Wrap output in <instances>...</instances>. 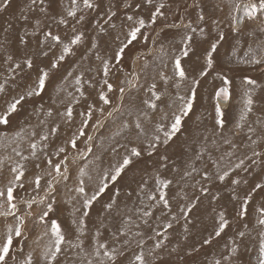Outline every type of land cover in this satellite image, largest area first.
Instances as JSON below:
<instances>
[{
  "label": "rangeland",
  "instance_id": "1",
  "mask_svg": "<svg viewBox=\"0 0 264 264\" xmlns=\"http://www.w3.org/2000/svg\"><path fill=\"white\" fill-rule=\"evenodd\" d=\"M95 2L99 3V9L89 10L83 9L82 0H78L80 7L76 18L67 16L71 0H45L43 5H40L39 0L36 5H30V0H11L7 10L0 12V83L8 81L7 94H0V113L6 107L5 101L22 90L16 85L30 84L35 79L36 66L45 67L59 56L62 48L60 45L52 49L47 57L40 54L42 48L46 51L47 44L51 43L45 42L43 46L38 44L44 39V32L52 31L53 34L60 35L64 43H68L73 37L74 28L77 33H83L84 37L80 44L72 46L73 52L51 71L46 92L41 97L27 100L10 117L7 126L0 125V161L3 162L0 165V188L8 185L13 175L10 171L13 166L24 165V187H17L15 192L14 202L18 205L16 215H25L29 211L32 213L25 216L23 235L15 238L8 264H23L29 253L33 256V264H45L42 251L49 236H44L43 233L49 229L52 220L61 225L69 240L75 243L79 237L90 250L92 238L102 218L107 231L104 228L100 230L105 237H110L111 232L119 226L121 217L114 220L115 213L109 215L103 207L109 201V196L120 189L119 199L123 208L124 193L136 189L142 179L147 181L144 192L141 193L145 203L141 204L135 197V204L131 201L128 203L133 207V213L129 215L140 224V228L133 227V231L139 230L146 234L144 250L147 255L155 243V239L149 240L147 236L155 237V233L138 219L140 213H136L135 208H145L153 203L145 193L158 195L154 176L159 153H165L169 157L168 168L159 169V173L163 178L173 180L169 189L165 190L170 198L171 212L164 210L162 213L159 208L153 209L154 215L148 219L149 224L162 233L165 231V223L171 222L172 227L167 229L168 239L164 241V247L157 250L156 257L149 259H155L157 264H215L216 260H220L221 264H259L262 239L260 233L264 228L257 221L260 216L258 209L264 206V187L257 188L256 185L264 186V63L248 61L253 54L258 59L264 57V32L260 31L264 28V19L250 20L245 17L239 30H235L236 10L240 4L248 3V0H153L152 5L146 4L145 0ZM125 3L130 6L125 7ZM160 3L165 5L162 9L164 14L158 16L153 24L150 15ZM137 4L140 5L139 8L136 7ZM41 7L46 11L41 12ZM109 11H114L116 15L105 24L106 13ZM23 15H27L28 19H22ZM81 15L85 16V20L78 23ZM128 15L133 16L134 20H145L146 26L141 31L148 39L145 41L141 38L134 42L126 50L121 63L116 64L112 59L113 53L119 42L124 40L129 25L134 23L127 21ZM200 15L204 16L203 21L199 20ZM62 18L67 20V24L59 23ZM36 20L41 22L38 29L35 27ZM9 24L11 28L4 32ZM112 24H115V28L111 27ZM189 24L191 28L186 27ZM99 26L107 31L100 32ZM193 28L196 29L195 32L192 31ZM33 32L36 35H32ZM220 33L224 35L223 40H218ZM186 35L192 39L188 41V56L185 57L183 38ZM117 36L119 41L116 40ZM20 37H24L26 43H20ZM93 43L96 44L95 48L91 46ZM212 43H217V51L213 53V67L206 69L205 57ZM9 55L13 57L12 61L7 60ZM97 56L101 59L98 60ZM27 57L34 59L33 69L26 66L15 69V64H23ZM175 58L181 59L182 66L187 69V79L180 82L179 88L175 87L179 80L173 71ZM103 60L110 62L107 77L102 71ZM204 69L207 70V75L200 76ZM68 72L73 75L67 76ZM160 73L172 79L165 83L161 80ZM76 76L82 77L81 85L75 83ZM220 76H226L231 81L230 99L226 106H221L224 120L222 128L216 123L215 112V93L222 86ZM245 77L254 79L256 84L245 85ZM105 79L113 85L112 92H107L103 83ZM193 79L199 80V84L195 85L197 95L192 111L184 118L181 131L167 146L161 145L158 153L151 158L145 153L134 160L115 185L108 181L109 190L90 209H83V198L75 191L80 180L83 179L86 193L90 196L100 183L102 174L118 164L131 147H147L145 141L152 136L156 123L161 122L160 112H153L142 103L151 96L148 91L151 84L155 83L157 91L162 93L164 103L160 104V108L170 115L179 104L176 94L187 96L193 86ZM128 81H132L135 87L129 85ZM120 88L125 89L123 101L120 99ZM101 90L110 98V104L105 105L99 100ZM246 90L250 91L254 103L252 112L242 121L240 115ZM69 103L73 109L70 121L62 115ZM168 103L172 104V108H167ZM89 105H92L93 115L84 127L85 135L79 136L82 121L87 119L81 114L89 111ZM48 108L53 110L51 117L46 115ZM99 109H103V113ZM108 112H112V116H108ZM137 117L146 135H138L134 123ZM169 122L163 121L165 124ZM125 123L128 127H124ZM57 126L55 134H51L50 129ZM249 128L255 131L250 132ZM21 130L23 138L16 135ZM32 132L38 135L33 137ZM40 134L48 135V140H40ZM73 136H79L78 147L75 149L68 143ZM89 136L92 137L91 140H88ZM160 136L163 138L162 132ZM253 140L257 143L253 144ZM30 141L39 144L36 157L30 155ZM60 147L66 151L55 155ZM253 150L262 155L253 157ZM17 151L28 159H21L16 154ZM229 152L232 153L231 156L228 155ZM49 157L54 162L67 157L65 163L68 179L60 178L58 182H54V190L47 185V181L52 179L46 174L50 169L45 160ZM241 159L245 163L236 169L235 164ZM252 160L256 163L253 164ZM37 164L40 165L39 168L36 167ZM80 169H84L85 176H80ZM225 170L229 171V176L220 181L217 175ZM185 171L191 172V175L184 176ZM205 171L209 175L207 180L203 176ZM36 174L43 177L39 190H34V186L29 183ZM232 180H239L240 183L233 184ZM204 188L208 191L202 192ZM33 198L37 201L44 198V202L34 204L31 209L21 202ZM49 203L53 210L41 222L39 216L47 210ZM189 205L195 207L185 218L180 207ZM242 206L247 208L244 217L238 215ZM83 211H89V216L82 217ZM221 213L228 221V226L220 236H216ZM173 215L176 216L175 220L172 219ZM81 218L85 220L83 235L76 231L77 225L73 223ZM15 223L12 216L0 217V239L7 230L6 226ZM239 232H244L245 235L240 237ZM206 239L210 241L207 244L204 243ZM232 247L238 248L235 255L230 252ZM136 251L138 249L133 241L121 258L123 264H129ZM161 256L162 260L159 259ZM225 256L229 259L225 260Z\"/></svg>",
  "mask_w": 264,
  "mask_h": 264
},
{
  "label": "snow or ice",
  "instance_id": "2",
  "mask_svg": "<svg viewBox=\"0 0 264 264\" xmlns=\"http://www.w3.org/2000/svg\"><path fill=\"white\" fill-rule=\"evenodd\" d=\"M11 0H2L0 2V12L6 11L7 8L10 5ZM40 5H43L45 3V0H39ZM145 3L148 5L153 4V0H145ZM37 0H30V5H36ZM83 9H89V10H95L99 9L100 5L99 3L95 2V0H82ZM127 3H125V7H129ZM80 5L78 4V0H71V6L67 9V16L76 18L77 12ZM137 8L140 7L139 4L136 5ZM165 7L163 3H160L158 6H155V11L151 13L150 20L153 24L156 23V19L158 16H163L162 9ZM244 15L250 19V20H257V19H264V0H248V3L243 5ZM41 12H45L46 9L43 7L40 8ZM107 19L104 21L105 24H108L112 18L116 15L114 11H109V13H106ZM22 19L27 20L28 16L23 15ZM127 21H134L133 24L129 25V30L124 34V40L120 41L117 45V50L114 51L112 59L115 60L116 64H120L123 56L126 52V50L131 46L134 42H136L138 39H144L147 41V37L144 36L143 32L141 31L146 25L145 20L143 18H138L134 20V17L131 15H128L126 17ZM235 19V18H234ZM85 20V16L81 15L78 17L77 22H83ZM199 20L203 21L204 16L200 15ZM40 20H36L35 27L38 29L40 27ZM60 24H67V20L60 19ZM112 28H115V24L111 25ZM186 27L191 28V25H187ZM11 28V24L8 25V28L4 29V32H7L8 29ZM100 32H106L107 30L103 26H99ZM235 30H239L238 26L235 28ZM193 32L196 31V29H192ZM203 31V29H201ZM261 32H264V28L260 29ZM74 35L70 39L68 43H64L61 39V36L58 34H53L52 31H46L44 32V39L42 41H39V45H45V42H51L47 44V50H41V55L47 57L49 55V52L52 51V49L56 48L58 45L62 46L61 52L59 56L50 62L49 65L45 67H39L36 66V75L35 79L30 84L25 85H16L17 88L22 89L19 91L16 95L12 96L10 99L5 101V109L2 113H0V125L7 126L10 123V117L17 113V111L23 106V104L33 98V97H41L47 90L48 82L50 79V73L53 69H56L59 65V62L64 61L65 57L73 52V45H78L83 40V33H77L75 28L73 29ZM32 35H36L35 32L32 33ZM20 43H26L24 40V37H20ZM185 50L183 51V55L186 57L188 56V41H191V36H185ZM224 35L223 33H220L218 36V40H223ZM116 40L119 41V36L116 37ZM92 48L96 47V44L93 43ZM217 51V43H212L210 45L209 50L207 51V55L205 57V64L206 69H210L213 67L214 59L213 53ZM251 48L249 49V52H251ZM247 55V53H246ZM98 60L101 59L99 56L96 57ZM8 61H12L13 57L9 55L7 57ZM250 63L260 64L264 63V57L256 58L255 54H253L248 61ZM24 66H26L28 69H33L34 67V59L31 57H27L24 59L23 64L16 63L15 69H22ZM13 69V71L15 70ZM204 69L200 72V76L207 75V70ZM102 71L103 75L107 77L110 73V62L108 60L102 61ZM173 71L174 76L178 77L179 80L176 81L175 87H180V82L185 81L187 79V69L182 66V61L179 58L174 59L173 64ZM72 72H68L67 76H72ZM67 76L65 79H67ZM160 78L165 83H167L172 77H168L164 73H160ZM222 86L218 88V90L215 93V99L217 100V104L215 106V112L217 115L216 123L222 128L224 126V120H223V112L220 106L219 101L223 100L224 102H227L230 99V91H229V85L231 81L226 76H220L219 77ZM138 80V77L136 78ZM82 77L76 76L75 77V83L77 85H81ZM8 81H5L4 83H0V94H7L6 84ZM104 85L107 88V92L113 91V85L105 79L103 81ZM129 85L135 87V84L132 81H128ZM199 84V80L193 79L192 80V87L189 89V94L187 96L180 95L179 93L176 94V100L179 101L178 106L174 111L169 113L165 111L164 109L160 108V104L164 103V100L162 98V93L157 91V85L155 83H152L148 91L151 93V96L149 99L143 100L142 103L147 106L148 109H150L153 112L159 111L161 114V122L156 123L154 132L150 138H148L145 143L147 144L146 148H140L138 146H133L128 151V153L122 158V160L114 165L111 170H106L100 179V183L98 186L92 190V194L89 196L86 193V189L84 186L83 179L80 180L79 186L75 189V191L83 198L82 202V208L83 209H90L94 202L98 201V199L109 190V184L108 181H111L113 185L116 184L117 181H119L123 174L125 173L126 169L133 164L134 160L141 158L145 153H147V156L151 158L154 154L158 153V149L161 145L167 146L169 142L181 131L182 125L184 122V118L189 115V113L192 111L193 103L196 99L197 95V88L195 85ZM245 85H255L256 81L254 79L245 77L244 79ZM79 91V89H78ZM120 92V99L123 101L124 99V88L119 89ZM81 96L84 95V93L81 91ZM71 95V94H69ZM245 99H244V107L240 115V120H245L248 113L252 112L253 108L252 105L254 103V100L252 98V95L250 91L246 90L244 93ZM98 98L100 101L103 102V104L108 105L111 103L110 98L108 95L101 90L98 94ZM78 102V101H77ZM167 108H172V104L168 103ZM92 105H89V111L86 113H82L81 115H84L87 117V119L82 121V127L79 131V136H84V127L87 126L88 121L92 118ZM101 113H103V109H99ZM116 111H119V109H116ZM112 112H108V116H112ZM131 114V113H129ZM46 115L48 117L53 116V110L52 108H48L46 110ZM62 115L65 116L67 120H71L73 116V109L71 107V104L69 103L65 107L64 113ZM145 115H147L145 113ZM163 121H170L168 124L163 123ZM41 123H44L41 121ZM99 123V122H97ZM135 128L138 130V135H146L144 128L141 124V121L139 117L135 120ZM124 127H128V124L125 123ZM57 128H51L50 133L55 134L57 131ZM250 132H254L255 129L249 128ZM163 133V138H161L160 133ZM23 130L18 132L16 135L17 137L23 138ZM38 134L36 132H32L31 136L35 137ZM79 136H73L70 137L68 140V143L71 145L72 148H77V140ZM264 138V137H262ZM39 139L42 141L48 140V135L46 134H40ZM92 137H88V140H91ZM251 139V137H249ZM227 142V141H226ZM253 144H256L257 141L253 140ZM30 147V155L32 157L37 156V149L39 147V144L35 141H30L29 143ZM233 147H235L233 145ZM91 149H89L90 151ZM14 151H16L14 149ZM66 150L63 147H60L54 154L60 155L61 153H64ZM18 156H21V159L27 160L28 157L22 156L20 152H16ZM229 156L232 155L231 152L228 153ZM262 154L260 152H257L253 150L252 156L258 157ZM199 155L197 156V159H199ZM67 157H64L60 159L59 161L54 162L53 159L50 157L45 160V163L47 164L48 168L50 169L46 174L51 177V180L47 181V185L49 189H53V183L58 182V179L62 178L64 180L68 179V168L65 163ZM223 159V157H221ZM247 159H251V157H247ZM168 160L169 157L165 153H159V158L157 161L158 167L156 170V175L154 176V184H155V190L158 192V195H152L151 193H145L147 195V198L149 201H152L150 205H147L145 208H135L136 213H140L138 219L142 221L144 225H146L152 232L155 233V237L148 235L147 239L152 240L155 239V243L152 246L151 250L147 252V255L144 250L145 246V232L143 231H133V227L136 229L140 228V224L136 223V220L133 219L132 215H129V213H133V207H131L128 203V201H131L132 204H135L134 197L140 200L141 204H144V200L141 197V193L144 192V188L147 185V181L143 180L137 185L136 189H131L129 191H126L124 193L125 196V203L123 204V208H121L120 205V195L121 191L120 189H116L110 196L109 201L104 204V209L109 215H113V212L115 215L113 216V219L115 220L118 217H121L119 220V226L115 228L114 231L111 232L110 237L103 236V233L101 232V228H104L105 231H107V228H105L104 225V219L102 218L100 220V225L97 227L95 231V235L92 238V244L90 246V250L88 247L84 246L83 240L77 238V242L73 243L71 240H69L65 234V232L62 230L61 225L55 221L52 220L50 222V227L48 230H46L43 235L49 236L48 243L44 246L42 251V258L45 261V264H123V258L126 254V251L128 250V246L135 241L136 248L138 251L134 252L133 258L130 259L129 264H157L155 259H149L150 257L154 258L156 257L157 250H161L164 247V241L168 239V236L166 234L167 229H170L172 227L171 222H167L164 224L165 231L162 233L160 231H157L155 228L152 227L151 224H149V217H152L154 215L153 209L159 208V210L163 213L164 210H168V212H171V203L170 198L168 197V193L165 191L166 189H169L170 185H172L173 180L169 178H163L160 173L159 169L161 168H168ZM2 161H0V165H2ZM245 161L241 159L239 163L235 164V168L239 169L244 165ZM252 163H256L255 160H252ZM213 164H217L216 161H213ZM218 166V164H217ZM37 168L40 167L39 164L36 165ZM12 175V178L9 180L8 185L5 188H0V217H9L12 216L15 218L16 223L14 225H7L6 231L3 234V238L0 239V264H8L9 258L11 256V249L13 248L15 244V238L21 237L24 232V223H25V216H30L32 213L29 211L25 213V215L17 216L16 213L18 211V205L14 202L16 200V188H23L24 187V179H25V168L22 164H16L10 169ZM192 171H195V169H192ZM245 171L247 169L245 168ZM54 173V175H53ZM86 175V172L84 169H80V176L83 177ZM184 176H190L191 172L185 171ZM204 179L207 180L209 178L208 172L205 171ZM229 176V171L225 170L222 172V174H218L217 178L220 181H224L226 177ZM183 178V177H181ZM43 177L40 174H36L34 178H32L29 183H31L34 186V190H39L41 187V180ZM91 179V177H89ZM231 183L233 184H239V180H232ZM257 188L264 187L262 185H256ZM54 190V189H53ZM208 189L204 188L202 189V192H207ZM235 198V197H234ZM197 199H199L197 197ZM250 199V195L248 197ZM23 204L27 206L28 209H31L34 204L43 203L44 198H41L40 201H37L35 198L30 200H22ZM245 205L247 204V199L245 200ZM195 207V205H189V206H181L180 212L184 214L185 218L187 217L188 213L192 211V208ZM46 211H43L41 215L39 216V220L43 222L46 217H48L49 213L53 210L52 204L49 203L46 206ZM260 216L258 218V225H260L262 228H264V206H261L258 209ZM247 208L242 206V210L238 213L241 217H244L246 215ZM89 211H83L82 217H88ZM172 219L175 220L176 216L173 215ZM74 224L77 225L76 231L79 232L81 235H83L85 230V220L83 218L79 219V221L74 220ZM228 226V221L224 218V214H220V223L218 225V229L215 231L216 236H220L221 233L225 231V228ZM238 235L240 237H243L245 235L244 232H239ZM262 239L260 241L259 246V264H264V231H261L260 233ZM138 238V239H137ZM159 238V239H157ZM209 240H205L204 243H209ZM123 245V246H121ZM75 250V251H73ZM175 251V249H173ZM238 251L237 247H232L230 249V252L232 255H235V253ZM63 257V259H58L59 257ZM12 259H15L14 257ZM160 260L163 259V257H159ZM225 260H228L229 257L225 256ZM23 264H33V256L29 253L26 258L23 261ZM215 264H221L220 260H216Z\"/></svg>",
  "mask_w": 264,
  "mask_h": 264
},
{
  "label": "water",
  "instance_id": "3",
  "mask_svg": "<svg viewBox=\"0 0 264 264\" xmlns=\"http://www.w3.org/2000/svg\"><path fill=\"white\" fill-rule=\"evenodd\" d=\"M246 4V3H243V4H240L238 9L236 10V14H235V24H242L244 18L246 17L244 15V10H243V5ZM247 18V17H246ZM217 101V100H216ZM229 101V100H228ZM228 101L227 102H224L223 100L219 101L220 103V106L224 107L228 104Z\"/></svg>",
  "mask_w": 264,
  "mask_h": 264
},
{
  "label": "bare ground",
  "instance_id": "4",
  "mask_svg": "<svg viewBox=\"0 0 264 264\" xmlns=\"http://www.w3.org/2000/svg\"><path fill=\"white\" fill-rule=\"evenodd\" d=\"M235 26H238V27H239V26H240V24H235Z\"/></svg>",
  "mask_w": 264,
  "mask_h": 264
}]
</instances>
